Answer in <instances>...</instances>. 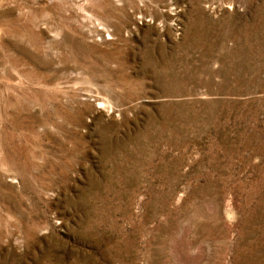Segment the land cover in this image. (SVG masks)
<instances>
[{
	"label": "rangeland",
	"instance_id": "obj_1",
	"mask_svg": "<svg viewBox=\"0 0 264 264\" xmlns=\"http://www.w3.org/2000/svg\"><path fill=\"white\" fill-rule=\"evenodd\" d=\"M0 264H264V0H0Z\"/></svg>",
	"mask_w": 264,
	"mask_h": 264
}]
</instances>
